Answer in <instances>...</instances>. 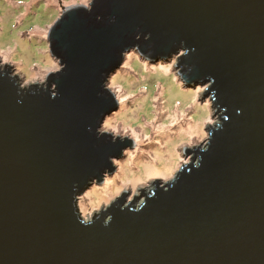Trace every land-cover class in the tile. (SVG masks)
Here are the masks:
<instances>
[{"label": "water", "instance_id": "1", "mask_svg": "<svg viewBox=\"0 0 264 264\" xmlns=\"http://www.w3.org/2000/svg\"><path fill=\"white\" fill-rule=\"evenodd\" d=\"M47 42L43 84L0 69V264H264V0H91ZM131 50L177 56L218 122L172 180L83 220L79 197L133 148L99 131Z\"/></svg>", "mask_w": 264, "mask_h": 264}, {"label": "rangeland", "instance_id": "2", "mask_svg": "<svg viewBox=\"0 0 264 264\" xmlns=\"http://www.w3.org/2000/svg\"><path fill=\"white\" fill-rule=\"evenodd\" d=\"M90 1L0 0V69L10 67L23 87L43 84L48 74L60 70L58 60L49 54V29L65 10L88 7ZM176 58L148 61L131 50L108 79L106 88L118 107L99 131L127 137L133 148L113 162L115 174L79 197L83 220H90L124 192L130 193V201L140 190H151L156 180L169 182L190 162L186 149L205 148L208 131L218 122L209 96H204L207 85L183 84Z\"/></svg>", "mask_w": 264, "mask_h": 264}]
</instances>
